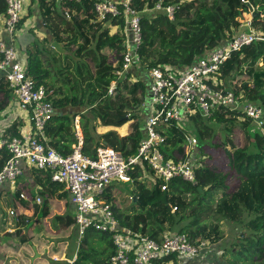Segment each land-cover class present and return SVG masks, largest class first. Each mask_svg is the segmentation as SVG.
I'll use <instances>...</instances> for the list:
<instances>
[{"label": "trees", "instance_id": "1", "mask_svg": "<svg viewBox=\"0 0 264 264\" xmlns=\"http://www.w3.org/2000/svg\"><path fill=\"white\" fill-rule=\"evenodd\" d=\"M157 1H134L135 7L141 11L143 27V61L141 66L134 67L142 69L140 77L147 75L146 68L154 66H159L164 71H168L169 67L179 70L191 66L200 56L216 50L234 35L242 32V18L249 12L248 5L242 0H165V5L172 3L181 6L176 12L175 20H171L164 11L154 10ZM249 1L261 14L259 17H253V24L262 30L260 31L263 39L255 40L232 54L221 67L222 81L217 87L233 91L242 101L253 102L264 109V0ZM34 2L35 0H31L29 10ZM52 2L51 7L46 6L47 0H39L40 14L46 22L48 35L42 40L36 36L26 49V63L23 61L27 73L36 83L47 87L49 100L56 108L45 128L47 143L65 155L72 153L73 144L79 141L77 131L73 127L77 118H80L84 141L82 150L86 155L95 158L97 148L102 145L116 148L125 155L136 152L145 137V120L143 123L134 109L145 104L146 98H149L150 85L143 79L132 81L127 77L119 80L118 90L113 94L108 91L111 81L118 78L108 56L110 59H118L119 63L122 62L123 33L118 31L111 34L110 27L97 19L95 5L98 0ZM6 7L5 0H0V12H5ZM69 11L73 15L71 19L67 16ZM32 14L31 11L25 14L18 26ZM112 23L115 21L112 20ZM73 35L78 37L74 38ZM79 38L83 41L79 42ZM52 40L63 41L66 50V53H61L56 58L64 56L66 60L73 56V60L65 64V69L50 68L53 60L49 64L46 62L47 54L58 51L52 46ZM106 47L116 50V58L112 54L107 56L102 52ZM158 47L160 49L156 51ZM13 97L9 82L2 75L0 117ZM82 107L87 113L78 111V108ZM70 108L77 109L71 113ZM127 109H132L133 112H127ZM128 121L132 123L133 130L124 136L116 130L103 133L97 130L100 125L121 127ZM237 122L247 129V141L242 142L240 146L232 144L231 154L226 150V142L217 145L225 148L223 151H226L233 165L231 172H225L218 167L219 164H209L203 159L200 155L201 148L207 144L202 142L214 137V125L221 124L232 131ZM261 122L264 125V117ZM174 124L170 131L166 132L170 146L179 144L182 152L185 151L186 134L198 138V148L192 152L196 162V181L190 182L177 177L169 182L167 190H163L164 182L157 179L153 187H150L143 179V167L138 166L130 172L136 184L130 208H122L123 203L111 193V187L106 193L107 200L114 204L115 215L120 223L157 240H161L166 230H176L186 233L193 242L201 239L219 242L224 248V253L226 246L222 233L228 227L235 232V239L229 249L235 260L229 261V264H264V131L257 122L227 106L216 108L210 119L197 115L191 120L185 119ZM10 129L7 134L11 136L22 134L17 125ZM9 157L7 151L0 150V170ZM26 168L30 167L26 166L24 171ZM31 170L35 177L34 185L38 183L37 193L41 199L45 197L47 190L54 191L61 198L68 197L69 193L64 189V185L52 180L51 169ZM230 178L237 182L234 187L230 186ZM199 187L202 190H199ZM6 189L12 197L11 202L17 199L21 208L28 205L29 199H22L20 196L21 183L17 182L15 191L10 187L0 186V192ZM165 192L167 203L164 201ZM39 206L41 214L38 217L41 220L49 213L47 198L31 207L35 214ZM173 206L177 207L175 211H172ZM32 218H25L22 223L24 226L17 229L16 235L24 233L19 237L20 242L32 241L31 233L39 231L36 225H29ZM62 219L67 225L75 224L72 214L57 215L54 218L55 222H63ZM41 233L40 228L38 234ZM10 234L6 232L4 235ZM113 253L111 235L90 228L82 237L73 264H110ZM54 254L55 251L50 255ZM62 256L59 255L60 258ZM51 263L69 264L67 259H51ZM156 264L198 262L191 260L184 263L176 254H172L163 257Z\"/></svg>", "mask_w": 264, "mask_h": 264}, {"label": "built area", "instance_id": "2", "mask_svg": "<svg viewBox=\"0 0 264 264\" xmlns=\"http://www.w3.org/2000/svg\"><path fill=\"white\" fill-rule=\"evenodd\" d=\"M55 1L62 3L67 0ZM134 1L98 0L95 5L97 19L105 23L107 19L115 21L112 25H117L118 30L122 28L124 35L123 59L121 63L117 61L115 66L120 65L121 71H116L118 78L114 84H110L109 94L118 90L124 72L129 73L133 67L142 65V16ZM5 2L7 7L5 12H0V24L9 35L14 36L24 16L25 1ZM164 2L158 0L154 10L164 11L169 19L175 20L180 4L165 5ZM242 2L248 5L250 12L248 18H242V27H246L247 31L234 35L227 43L200 56L187 68L177 70L169 67L168 71L159 66L146 68L151 82V115L145 121V137L136 152L129 155L102 145L97 148L96 157L92 158L83 152V136L78 132L79 141L73 144L72 153L65 155L50 146L45 128L56 112L49 100L50 93L44 84L36 83L27 73L26 64L16 48L0 39V73L8 80L14 96L11 102H15V106H11L10 102L0 117V150L10 154L0 170V186L7 184L15 191L26 166L51 169L52 180L64 185L77 207L75 222L80 238L90 228L111 235L114 253L110 257V264H156L172 254H176L184 263L197 260L198 264H224V248L219 242L213 243L208 239L193 242L186 233L178 231H165L161 240H157L122 225L106 193L115 182L133 181L130 172L138 166L153 170L157 179L164 182L163 190H167L169 182L177 177L196 181V162L192 152L198 148V138L186 134L185 151L182 152L179 144L170 146L165 130L174 123L191 120L197 115L210 119L216 108L227 106L257 122L264 131L261 122L264 117L263 107L242 101L235 92L217 87L222 81L221 67L232 54L255 40L263 39L262 32L259 33L253 24L255 6L249 0ZM21 110L30 112L32 130L20 136H11L7 133ZM20 196L28 199L24 193ZM36 201L41 202V198L37 196ZM12 213L15 214V210ZM74 260L68 259V263L73 264Z\"/></svg>", "mask_w": 264, "mask_h": 264}, {"label": "rangeland", "instance_id": "3", "mask_svg": "<svg viewBox=\"0 0 264 264\" xmlns=\"http://www.w3.org/2000/svg\"><path fill=\"white\" fill-rule=\"evenodd\" d=\"M52 1L53 0H47L46 6L49 5L52 7V5H50V3H53ZM29 4H31V0H29L28 4H25L27 9L24 11V14L25 13L28 14L31 11L33 12L32 14L33 16L36 15L35 13L39 9V0H35L34 4L31 7V10H29ZM69 13L67 14V16L70 18L73 17V15L72 14L69 15ZM249 16H250V13H246L244 19L248 18ZM110 21L111 20H108L106 23L111 28V32L113 34L117 33L118 31L122 33V30L121 29L118 30V28H116L117 25H112V21L111 22ZM254 26L259 31V33H261L262 30L259 28V26L257 25H254ZM247 30H248L247 28H244L242 31H247ZM37 35H38L37 31H35L34 40ZM76 37L78 36H74V38ZM32 38H33L32 35L27 36L28 41H31ZM159 49L160 48L158 47L156 51ZM102 52L106 54L107 56L110 54H112L114 57L116 56V50H110L108 48L106 49L104 48ZM59 54H61V52L59 51H55V52H52L51 54H47L48 58L46 59V62L49 64V62L53 60L51 62L52 66L49 65L50 68L54 67L55 69H60V68L65 69L66 67L65 64L73 60V56H70L66 60L64 56L60 58H56ZM108 60L109 62L112 61L113 67L116 66L117 62L114 58H112L111 60L108 56ZM119 70L121 71L120 66L115 67V74H116V71H119ZM141 70L142 69L134 68L132 71L130 70L129 73L124 72L122 77L124 78L128 77L132 81L143 79L146 81L147 85H150L151 82H150L149 74L147 73V71L144 70L147 73V75H142L140 77L139 73ZM116 80L117 79L112 80L111 84H114V81ZM146 99L147 100L143 106L139 108L137 107L134 109V112L140 116L143 123H144V120L146 121L148 116L151 115V110H150L151 101H150V98H146ZM13 105L15 106V102H11V106ZM76 109L77 108H70V112L73 113ZM78 111L87 113L84 107L78 108ZM127 112H133V110L127 109ZM20 113H22V115H25V116L27 115L31 116L30 112H27V111L21 110L19 111V114ZM79 121H80V118H77L76 124L80 127L79 133L81 135V126H80ZM129 121L121 127L113 126V125L112 126L100 125L97 128V130L99 131V133H103L109 130H116L121 136H124V135L131 133V131L133 130L132 123ZM233 126H234L233 130L229 131L227 130V128H225L221 124L214 125L215 135L212 139H207L206 141L202 142L203 144H207L208 146L204 145V147L201 148L202 150L200 153V155L204 157L203 159L206 160L209 164H214V163L219 164L218 167H220L225 172H229V171L231 172L233 170V165H232V162L230 161V157L227 156L226 151H223L225 150V148L222 146H217V145L220 143L226 142L227 144L226 150H228L229 153L231 154L232 144L236 146H240L242 142L247 141V135H246L247 129H245L240 122L235 123V125ZM20 128L21 130H24V131L28 130V127L25 124L21 125ZM170 129H171L170 127H167L165 132L170 131ZM248 129L249 131H251L250 128ZM143 173H144L143 179L146 180V183H148L150 187H153L154 183L157 181V175L150 169H146L144 167H143ZM229 183H230V186L232 187H234L237 184L234 178H230ZM2 186L9 187L7 184L2 185ZM21 187H22L21 192L24 193L26 197L28 195L30 198H32L30 188L28 186L25 187L22 183H21ZM135 187H136V184L133 181H128V182L119 181L113 184V190H112L113 195L119 202L123 203L121 204L123 209L130 208V206H132V197L135 192ZM16 189H17V185H16ZM7 191L8 190L6 189L0 192V230H1L0 231L1 232L0 233V264H52L51 259H54V260L68 259V258L71 259L74 256V254L78 251V247L82 240V237L80 238V235L75 225H72L73 227L66 226L65 224H63V222L65 221L63 222L54 221L53 217H55L56 215H59V210L61 208L57 204L52 203L50 216H48L47 218L45 217L40 224L42 233L38 234L39 231L35 230L33 231V233H31L32 241H29L27 243L21 240L20 242L19 237L21 235H24V233H22L21 235H18V234L16 235L17 233L16 231L20 227L24 226L22 225V223H23V220H25V218L33 217L31 215H27L29 213H32V211L28 210L27 214H23L22 208H21L22 206L20 205V203L17 201V199L14 200V202H11L12 197L8 195V193L10 192L9 191L7 192ZM63 200L67 202V199H63ZM63 200H58V201L64 202ZM30 202L31 201H28V204L30 206L29 208L32 207V204ZM173 208H172V211H175L176 210L175 206H173ZM14 210H15V214L12 213V211ZM33 218L32 220H34ZM31 221L29 222L30 223L29 225H32V223H34L33 221L32 222ZM11 230H14V231L10 232ZM166 231L169 232L170 230L169 231L166 230ZM171 231L176 232V230H171ZM6 232L11 233L10 235H13V236H10V235L5 236L4 234ZM222 237H223V242L226 246L225 253H223V257H222V262L223 263L226 262V264H229V261L235 260L234 255L230 253V250H229L232 247L231 245L233 243V239H235V232H232L231 229L230 228L228 229L227 227L224 229V232L222 233ZM53 251H55L58 254L50 255L49 252H53ZM37 252H38V255H36ZM62 253L63 255H65V257L60 258L59 255Z\"/></svg>", "mask_w": 264, "mask_h": 264}, {"label": "crops", "instance_id": "4", "mask_svg": "<svg viewBox=\"0 0 264 264\" xmlns=\"http://www.w3.org/2000/svg\"><path fill=\"white\" fill-rule=\"evenodd\" d=\"M29 0H25V4H28ZM27 9L26 5H25V10ZM70 12V11H69ZM68 12V13H69ZM71 13V12H70ZM69 13V14H70ZM26 14V13H25ZM24 14V15H25ZM36 15H32L30 18H28L24 23H22L21 25L18 26L17 28V31L15 33L14 36H11L9 35L2 27V25L0 24V39L5 41L8 45H12L16 48V50L18 51L19 53V56L21 58L22 61H27V47L30 43H32V41L34 40V35H35V31H37L38 35L37 37H39L41 40L43 38H45V36H47L48 34H46L47 32V29L45 28V25H46V22L45 20L43 19V16L40 14V10L38 9V11L35 13ZM71 19V18H70ZM106 26L109 27V25L107 23H104ZM24 25V27H23ZM60 27H61V24H59ZM71 28V27H69ZM40 29V30H39ZM29 35H32L33 38L31 41H28L27 39V36ZM92 38V37H91ZM53 41V40H52ZM79 42H82V38H79L78 40ZM62 44V47H63V44L64 42L61 41L60 42ZM107 48V47H106ZM105 48V49H106ZM60 52V51H59ZM62 54L66 53L65 52H61ZM112 60V58H111ZM116 62L118 61L117 59H115ZM134 69V67L131 69V71ZM2 76V74L0 73V77ZM12 126L10 127L11 129L14 128L15 125H17V127L20 128L21 125H27L28 127V130H21L22 133H25V132H29L30 130H32V122H31V116H25V115H22V113H20L18 116H16L13 121H12ZM76 130L77 132L79 133L80 131V127L76 124ZM10 129V130H11ZM21 129V128H20ZM80 135V133H79ZM81 136H83L82 134V131H81ZM32 168H26L23 175L19 178L18 182L19 183H22L25 187L28 186L31 190V197L30 198L28 195H27V198H29L28 201H31L30 203L32 204V207L34 206V204H39L41 202L44 201V198H47L48 200V205H49V213L47 214V216H44L41 220H39V215L41 214V207L39 206V210L38 212L35 214V211L31 208H29V204L28 205H25L26 207L25 208H22V213L23 214H27L28 210L32 211V213H29L27 215H31L33 216L34 220H32L34 223H32L33 226L36 225V228L39 229L40 231V224L41 222L43 221V219L48 216H50L51 214V204L54 203V204H57L61 209L59 210V215H62V216H66L68 214H72L73 217L75 218V213H76V210H77V207L76 205L72 202V199H71V196L70 194H68V197L67 198H61L58 196L57 193H55L54 191L52 190H47L46 193H45V197L41 199V202H37L36 201V198L37 196H39V194L37 193V189H38V186L36 183H35V180H34V175L32 174ZM65 189V188H64ZM66 190V189H65ZM113 190V186L111 187V193L113 194L112 192ZM67 191V190H66ZM68 192V191H67ZM63 199H67V202H65ZM58 200H63L64 202H60ZM21 209V208H20ZM57 216V215H56ZM55 218V217H53ZM63 220V219H62ZM31 221V222H32ZM55 221V220H54ZM64 221V220H63ZM56 222H60V221H56ZM66 222H63V224H65ZM66 226H72V225H67L65 224ZM77 228V231H78V227L76 225V222L74 224ZM73 227V226H72ZM71 227V228H72ZM42 230V229H41ZM12 231V230H11ZM80 245V244H79ZM101 247H103L101 245ZM78 251H79V247H78ZM78 251L74 254L73 257H75L78 253ZM51 254V252H50ZM57 254V253H56ZM60 255H63L60 254ZM65 257V255L62 256V258ZM72 257V258H73ZM197 261V260H196ZM225 261V260H224ZM198 262V261H197ZM226 264V262L224 263Z\"/></svg>", "mask_w": 264, "mask_h": 264}, {"label": "water", "instance_id": "5", "mask_svg": "<svg viewBox=\"0 0 264 264\" xmlns=\"http://www.w3.org/2000/svg\"><path fill=\"white\" fill-rule=\"evenodd\" d=\"M259 16H261L260 12L255 11V12L253 13V17H259ZM263 17H264V15H263ZM52 46H53L56 50H58V51H60V52H65V51H66V50L62 47V44L59 43L58 41H53V42H52ZM73 129L76 130V126H74ZM199 190H202V188L199 187ZM164 201H165V203H167V192H165V194H164ZM36 255H38V252L36 253Z\"/></svg>", "mask_w": 264, "mask_h": 264}, {"label": "clouds", "instance_id": "6", "mask_svg": "<svg viewBox=\"0 0 264 264\" xmlns=\"http://www.w3.org/2000/svg\"><path fill=\"white\" fill-rule=\"evenodd\" d=\"M250 7V6H249ZM256 11V8H255V10L253 11V13ZM247 13H250V12H247ZM253 13H252V15H253ZM246 14V13H245ZM245 14H244V16H245ZM244 18V17H243ZM105 23V22H104ZM255 25V24H254ZM244 28H246V27H244ZM77 131V130H76ZM1 231V230H0ZM58 258V257H57ZM74 258V257H73ZM73 258H71V259H73ZM75 259H76V256H75ZM67 261H68V259H67ZM75 261V260H74ZM74 263V262H73Z\"/></svg>", "mask_w": 264, "mask_h": 264}]
</instances>
